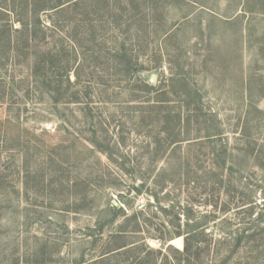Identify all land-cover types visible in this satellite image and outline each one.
<instances>
[{
	"label": "rangeland",
	"instance_id": "obj_1",
	"mask_svg": "<svg viewBox=\"0 0 264 264\" xmlns=\"http://www.w3.org/2000/svg\"><path fill=\"white\" fill-rule=\"evenodd\" d=\"M27 1L0 0V264H179L189 230L264 264V0Z\"/></svg>",
	"mask_w": 264,
	"mask_h": 264
},
{
	"label": "trees",
	"instance_id": "obj_2",
	"mask_svg": "<svg viewBox=\"0 0 264 264\" xmlns=\"http://www.w3.org/2000/svg\"><path fill=\"white\" fill-rule=\"evenodd\" d=\"M40 1L41 0H28L27 1V3H28L27 5L32 6L33 12L35 14H37V12H39V11H44L47 9L58 8L56 10H59L62 8L61 6L63 5L62 2H53L52 5L46 6L44 4H41ZM19 21L22 24L24 31H28L27 21H23V19L22 20L19 19ZM0 31H2V29H0ZM42 64H45V60L35 59V64H34V69H33L35 77H36V73L40 69L44 68V66ZM65 71H66L65 75L68 74L67 73L68 68H66ZM68 78H69V75H67V80H69ZM123 203L125 205L124 207H122V206L116 207L112 204L110 205L109 209H110V212L112 214V217H118L121 215L124 217L125 221H128V222L134 221V223L139 228L138 222L136 220L138 213H136V212L133 214L128 213V209L126 208V205H128L129 201L127 199H123ZM121 228H122V226H121ZM188 229H189V227H188ZM121 231H123V230H121ZM192 231L193 230H189L188 232H186L184 234L178 233L179 236H183L182 251L178 250V252H180V254L183 257V260L178 261L179 264H200V262H201L202 249H201V246L198 245L199 240L197 239V237H199L201 239H204V237L200 236V233H202L201 231L199 233H195ZM123 235H124V233L120 232V231L115 233V235L113 236L115 238V240H113V243L109 246L107 252H113L112 254H115V255L119 254L120 255V253L129 254L130 251H132V250H129V248L133 246V245H131L132 243L131 244L125 243L124 241L121 240L124 237ZM167 248L172 249V245L169 244L167 246ZM144 251H146V253L144 254L145 257H147L152 252H154L147 245L145 246ZM158 252L161 253V250H158ZM230 256H232V251H229L228 255L223 257L221 259V261L219 262V264H231V260L229 259ZM127 257H129V256H127ZM145 257H142L136 264H145ZM248 264H251V263H248Z\"/></svg>",
	"mask_w": 264,
	"mask_h": 264
},
{
	"label": "bare ground",
	"instance_id": "obj_3",
	"mask_svg": "<svg viewBox=\"0 0 264 264\" xmlns=\"http://www.w3.org/2000/svg\"><path fill=\"white\" fill-rule=\"evenodd\" d=\"M173 244H178L179 246L178 247H182L183 246V242H182V238L181 237H178L176 238L175 240L172 241Z\"/></svg>",
	"mask_w": 264,
	"mask_h": 264
},
{
	"label": "water",
	"instance_id": "obj_4",
	"mask_svg": "<svg viewBox=\"0 0 264 264\" xmlns=\"http://www.w3.org/2000/svg\"><path fill=\"white\" fill-rule=\"evenodd\" d=\"M112 204H113L114 206H116V207H120V206H122V204H121L119 201H117L116 199H113V200H112Z\"/></svg>",
	"mask_w": 264,
	"mask_h": 264
}]
</instances>
